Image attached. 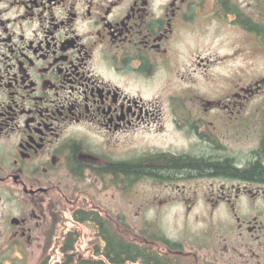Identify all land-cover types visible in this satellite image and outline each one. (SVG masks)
<instances>
[{
  "label": "flooded vegetation",
  "instance_id": "1",
  "mask_svg": "<svg viewBox=\"0 0 264 264\" xmlns=\"http://www.w3.org/2000/svg\"><path fill=\"white\" fill-rule=\"evenodd\" d=\"M149 177L182 233L116 216ZM0 264H264V0H0Z\"/></svg>",
  "mask_w": 264,
  "mask_h": 264
},
{
  "label": "rangeland",
  "instance_id": "2",
  "mask_svg": "<svg viewBox=\"0 0 264 264\" xmlns=\"http://www.w3.org/2000/svg\"><path fill=\"white\" fill-rule=\"evenodd\" d=\"M230 42L231 41L228 40L223 33L220 34L214 32L211 34L210 38V52L206 54L212 55L213 59H215L217 58V53H223V51H226L224 43L229 44ZM239 62L235 64L228 62V64L225 63L223 65L219 62H216L218 64L212 65L210 79H208L211 80V82L207 83L206 81L205 83H203L202 81L198 80V86L203 89L215 90L224 85L225 83H229V80H226L225 77H229V74H231L235 70V67L238 66ZM242 64L243 67H247V64H245V62H242ZM147 139V142L158 141L160 143H187L186 139L183 138L182 134H177L172 131H168L165 135L155 138L153 140L149 137ZM160 182L161 185H158L157 179L149 177L147 178V186L145 184H141L138 186L139 189H137L136 187V189H134L133 185V189H130L129 198L124 197L123 192H116L115 198L112 196L109 198L110 204L115 205L114 207L116 216L125 215L126 217H129L131 219L132 224H137L140 219L144 218L157 219L162 224L163 228L167 233H182V225L180 227L179 224H181L183 221L182 219L186 217L184 214V210L175 204H160L162 196H164L169 191L166 189H160L159 187L164 185V182ZM95 198H97V195H95ZM99 200L108 202L107 198H99ZM191 223H193V221H191ZM83 245L84 247L86 246L85 242Z\"/></svg>",
  "mask_w": 264,
  "mask_h": 264
},
{
  "label": "trees",
  "instance_id": "3",
  "mask_svg": "<svg viewBox=\"0 0 264 264\" xmlns=\"http://www.w3.org/2000/svg\"><path fill=\"white\" fill-rule=\"evenodd\" d=\"M186 165H188L187 163H185ZM185 164L182 165V162H171L167 167H161V168H155V167H145L144 170L140 171V167L139 166H133L132 167V171H133V174L135 172H145L147 174H150V175H160V174H165L167 172H172L174 170H186V168L188 167H185ZM191 169V168H189ZM197 170H200L198 169L197 167L195 168ZM159 179H163L164 177H159ZM119 249V247H117Z\"/></svg>",
  "mask_w": 264,
  "mask_h": 264
}]
</instances>
